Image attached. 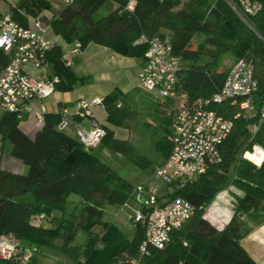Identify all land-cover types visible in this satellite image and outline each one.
<instances>
[{
	"label": "trees",
	"instance_id": "16d2710c",
	"mask_svg": "<svg viewBox=\"0 0 264 264\" xmlns=\"http://www.w3.org/2000/svg\"><path fill=\"white\" fill-rule=\"evenodd\" d=\"M132 12L126 9L129 0H75L55 12L51 20L41 18L49 25L58 42L78 41L84 49L89 43L107 47L123 57L143 58L147 41L170 33L175 54L193 63L183 68L181 87L192 99H205L218 91L225 75L213 67L218 54L229 50L239 59L253 63V75L258 89L252 99L256 115L241 114L234 119L235 108L225 104L218 110L233 120V128L221 146V162L211 167L196 181L183 187H174L171 197H182L192 204L195 215L188 230L172 232L163 250L148 247L147 255L138 254L144 239V229L137 225L131 239L126 238L114 225L102 222L106 205H124L133 197L134 188L98 157L100 149L122 155L139 169L152 162L138 156L126 142L115 137L114 127H122L130 117L127 94L113 90L102 98L106 113L105 135L95 149L86 150L77 138L58 129L61 113H44L39 131L29 138L19 128V115L4 113L0 118L2 142L11 145L10 156L26 167L25 174H13L0 169V236L12 235L22 247L56 248L78 256L79 264H256L243 249L241 241L249 232L247 220L264 222V162L257 167L241 158L243 150L255 144L264 145V120L258 112L264 101V0L261 10L246 18L247 25L232 11L224 0H213L208 8V19L199 18L193 7L178 6L177 0H134ZM203 1V0H202ZM110 5L106 16L97 14ZM50 8L43 0H22L11 10L12 17L26 26L19 13L37 17ZM19 11V12H18ZM196 33H202L213 51L212 60L196 65L200 50L193 48ZM50 65L54 91L69 92L87 78L77 77L65 65L60 46L46 54ZM8 57L0 51V69ZM120 103V107L117 104ZM170 119L165 134L153 146L165 159L171 149ZM257 131L252 134L251 127ZM233 166L231 185L241 195L235 199L231 218L221 230L202 218L206 208L225 187L229 169ZM71 195L78 197L81 210L67 213ZM44 215L40 225L32 223L36 215ZM73 217L68 219L66 217ZM261 219V220H260ZM56 222L55 226L48 223ZM99 229V230H96ZM79 231L90 235L85 246L71 248ZM56 242H59L56 245ZM57 249V248H56ZM0 264H38L36 253L27 263L19 259L2 260Z\"/></svg>",
	"mask_w": 264,
	"mask_h": 264
},
{
	"label": "built area",
	"instance_id": "2783aa9c",
	"mask_svg": "<svg viewBox=\"0 0 264 264\" xmlns=\"http://www.w3.org/2000/svg\"><path fill=\"white\" fill-rule=\"evenodd\" d=\"M43 1L66 6L75 0ZM224 1L247 26L246 18L257 14L262 7L257 0ZM134 6L135 1L129 0L126 9L132 12ZM27 21L26 26L19 24L13 19L11 12L3 11L0 7V51L8 57V63L0 69V111L19 116L27 104L42 101L54 92L55 81L50 77L47 52L60 46L62 59L70 67L71 61L64 57L77 56L83 51L78 41L60 44L50 26L45 25L41 18H28ZM182 60L181 55L174 52L171 35L155 36L147 41L137 77L138 89L152 93L166 102L171 149L168 157L154 167L153 171L166 184L177 187L196 181L221 162L220 149L233 128V120L225 117L218 107L229 104L235 108L237 112L234 119L241 114L247 115V112H256L252 99L258 89L250 63L239 59L229 69L218 91L205 99H192L181 87L184 68ZM26 66H30L35 73L26 71ZM74 107V117L91 119L89 129L76 130L77 140L86 150L97 148L105 130L92 117L95 108H103L102 98L78 100ZM117 107H120V103ZM62 114L61 125L64 126L72 115L67 110ZM36 116L40 122L43 121L42 113H36ZM258 116L260 120H264V101ZM257 128L253 125L251 133L254 134ZM243 157L259 167L264 162V147L253 145L252 150L245 152ZM136 193H140L143 198L132 220L144 229V239L138 247V254L143 256L148 254V247L163 250L171 233L180 230L190 221L196 209L182 197L168 195L160 198L145 191L142 186L134 188L133 196ZM43 220V214L36 215L32 218V223L40 225ZM6 236H0V259H19L22 263H27L36 248L22 247L12 235Z\"/></svg>",
	"mask_w": 264,
	"mask_h": 264
},
{
	"label": "rangeland",
	"instance_id": "374dc122",
	"mask_svg": "<svg viewBox=\"0 0 264 264\" xmlns=\"http://www.w3.org/2000/svg\"><path fill=\"white\" fill-rule=\"evenodd\" d=\"M7 1L9 3H14L16 0ZM7 1L0 0V3L3 5ZM20 1L22 0H19V2ZM177 1L179 4L173 9V11L182 9L184 7H193V9L196 10L198 17L201 19L203 18L204 20L208 19V8L212 7L214 4L213 0ZM62 7L63 6L60 5L50 4V8L40 12L37 17L29 16L24 12H20L19 15L22 18H25L26 22L28 18H44L46 20H51L54 18L55 12ZM109 9L110 5L108 4L107 6L103 7L97 15L100 17L106 16ZM162 32L164 34L170 35V33L167 31ZM192 46L193 48L200 50L199 59L195 62L196 65H204L212 60L213 51L210 48V44L206 42L205 35H203L202 33H196L192 40ZM81 54L82 52L78 55ZM237 60H239V57L233 55L229 50H225L217 55L213 70H216L217 74H223L226 76L231 66ZM248 62L250 63L251 67H254L253 63L250 60ZM192 63L193 62L188 59L182 60L184 68L188 65H191ZM90 65L93 66V64ZM96 77V74H93L86 85L77 86L74 91L75 96L81 94L83 96V99H87L86 96H88L90 91L93 89L91 88V85H101ZM136 85L137 82L134 81L133 87L135 88H132L127 93L126 98L127 107L129 108L131 114L130 117L125 120L122 127H114L112 129L114 130L115 137L117 139L126 141L138 156L147 158L152 162V164H150L145 169H139L128 162V160L122 155L110 152L106 149H100L98 157L104 164L109 166L113 171L124 178L133 188L142 186L145 191H148L149 193H152L160 198H165L170 193H172L174 187L166 184L154 174V167L159 166L163 162L164 158L160 153L154 150L153 145L158 140H161V138L165 134V127H167L166 120L167 118H169L168 109H166L167 105L163 99H160L152 93L138 89ZM102 114H104L103 111ZM247 115L254 116L256 115V112H247ZM95 118L97 121H101L98 116H96ZM259 146L264 147V145ZM252 147L243 150L241 154V158L243 160L249 162L243 157V154L247 151H251ZM233 166L234 164L229 169L225 187L230 185L233 179ZM220 196L222 195L218 193L211 204L206 208L205 212H202V218L204 217L205 219H209L208 215L211 210V212L214 211L217 200L220 198ZM142 198L143 196L140 193H136L133 198L129 199L124 205H106L103 209L102 222L114 225L123 233L126 238L131 239L137 229V225L133 222L132 218L135 211L139 209ZM81 207L82 205L80 204L78 197L75 195H71L69 198V203L67 205V213L69 214L74 212L75 214H78L81 210ZM66 218L71 220L74 219L70 216ZM191 220L183 226V231L188 230ZM55 225L56 222L48 223V226ZM6 237H8V235ZM89 241L90 235L86 232L79 231L76 234L74 241L70 244V247L74 250V248L76 247L85 246L89 243ZM58 244L59 242H56V245ZM56 248H36L35 253L36 256H38V264H79L78 256L70 255L64 251L58 250L57 246ZM32 249H35V247H33Z\"/></svg>",
	"mask_w": 264,
	"mask_h": 264
},
{
	"label": "crops",
	"instance_id": "0c3cea01",
	"mask_svg": "<svg viewBox=\"0 0 264 264\" xmlns=\"http://www.w3.org/2000/svg\"><path fill=\"white\" fill-rule=\"evenodd\" d=\"M18 3L19 0H16L14 3H9L7 1L3 5L0 3V6L3 11L11 12L10 9L16 7ZM26 25H28V21ZM56 40L59 41L58 38H56ZM59 43L63 44L61 42ZM64 58L71 61L72 65L70 68L77 77L87 78V82L84 85L88 83L93 74H96V79L101 85L95 84L94 86V84H92L91 88L93 89L90 91L89 95L86 96L87 99H83L81 94L75 96V88L77 86H84L77 84L69 92L54 91V94L42 101L36 100L27 104L24 111L19 116L20 120L18 126L29 138H33L43 124V122L38 120L36 113H42L43 116L44 113L61 114L64 110H67L69 115L72 116H69L68 123L64 126L60 124L58 129L67 136L76 138V130L78 128L89 129L91 119H78L73 116L75 113V102L78 100H91L95 97L103 98L113 90H118L127 94L132 88H135L133 87L134 81L137 82L138 73L143 62V58L123 57L107 47L99 46L94 43H89L83 49L81 55H68ZM90 64H93L94 67ZM25 70L29 73H35L30 66H26ZM42 108L44 109L43 112ZM101 109L104 114H102ZM3 114L4 112L0 111V118ZM96 116H98L101 121H97L95 118ZM92 118L96 120L101 127L107 125L106 113L102 107L93 110ZM10 149V143L6 141L2 142L0 137V169L13 174H25L27 172V167L21 161L10 156ZM219 194L223 197L220 196L219 199L217 198L215 209L213 212H211L212 210L210 211L208 215L209 219L207 220L214 227L221 230L224 224L231 218L235 199L239 197L241 193L230 184L220 191ZM247 226L249 227V232L241 241V245L256 264H264V222L257 224L254 220H247Z\"/></svg>",
	"mask_w": 264,
	"mask_h": 264
}]
</instances>
